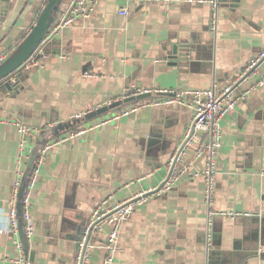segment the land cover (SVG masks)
<instances>
[{"label": "crops", "instance_id": "obj_1", "mask_svg": "<svg viewBox=\"0 0 264 264\" xmlns=\"http://www.w3.org/2000/svg\"><path fill=\"white\" fill-rule=\"evenodd\" d=\"M69 2L62 0L60 10ZM46 3L0 0V10L7 12L0 25L4 62ZM123 7L126 15L119 13ZM209 9L207 0H98L88 20L77 19L60 30L34 55V64L31 59L14 74L12 89L0 92V229L7 225L16 173L23 169L25 182L35 162L20 161L14 123L36 130L30 135L34 148L39 133L52 132L46 142L138 106L45 154L30 195L34 234L27 264H69L99 201H122L164 181L167 161L192 113L164 103L168 96L160 93L117 101L127 86L219 90L264 50V0H219L214 31L208 25ZM182 46L188 48L184 56L176 53ZM262 75L264 62L254 78ZM243 90L237 86L236 95ZM83 112L82 118H73ZM220 126L213 208L249 215L209 219L203 182L182 178L121 225L122 251L113 264H264V89L239 100ZM13 239L0 235V264H14ZM100 257L95 252L91 264H100Z\"/></svg>", "mask_w": 264, "mask_h": 264}, {"label": "built area", "instance_id": "obj_2", "mask_svg": "<svg viewBox=\"0 0 264 264\" xmlns=\"http://www.w3.org/2000/svg\"><path fill=\"white\" fill-rule=\"evenodd\" d=\"M156 2L166 3L173 0H127L132 2ZM177 1V0H175ZM203 2L204 0H197ZM98 0H70L63 7L51 27H48L44 36L40 39L33 56L42 52L44 46L51 41L60 30L72 25L77 19L88 20L95 11ZM209 4L208 25L214 31L217 22V9L219 0H207ZM128 9L123 7L119 10L121 15H126ZM30 59V60H31ZM4 62V56L0 55V65ZM264 62V50L253 56L245 65L241 74L226 81L219 90L213 88H186L169 90H149L136 84H130L124 90V94L117 98L122 102L129 96L138 97L143 94L160 93L166 94V104H176L185 107L192 113L191 124L186 128L183 137L176 145L174 152L166 164L165 178L158 188H150L137 192L122 201H112L106 198L97 203L91 210L87 222L84 224L80 237L75 243L74 255L69 264H91L92 257L96 253L101 254L100 264H113L116 256L122 251L119 244V233L121 225L126 222L133 212L143 205L148 199L168 192L176 187L182 178L201 179L204 185L203 201L209 212V219L213 216L233 218L236 216L249 215L235 211H219L213 208L216 175L218 169V155L222 146V128L220 121L228 115L237 105L238 101L264 89V75L255 79L257 68ZM32 59L30 64H34ZM87 75V74H85ZM243 86L242 95L238 97L235 93L237 86ZM110 103V102H109ZM108 103V104H109ZM157 104V103H156ZM137 105L122 108L107 115L101 116L92 124H86L67 132L65 136H55L40 144L33 168L27 180L23 169L16 173L12 183V197L9 209L6 212V227L0 229V235H9L14 239L13 244L17 252L14 264H27L24 247L20 239L19 218L23 223V232L27 240L34 234V225L30 217V195L38 173V165L49 149L66 139H72L83 133L86 129H93L103 123L119 120L137 110ZM86 113L73 116L80 119ZM18 134L19 159L28 160L33 151L30 135L35 129L14 123ZM200 163V167H197ZM23 184L24 191L20 193ZM21 194V198H20ZM21 205L20 216L17 215V203Z\"/></svg>", "mask_w": 264, "mask_h": 264}, {"label": "water", "instance_id": "obj_3", "mask_svg": "<svg viewBox=\"0 0 264 264\" xmlns=\"http://www.w3.org/2000/svg\"><path fill=\"white\" fill-rule=\"evenodd\" d=\"M62 0H48L47 3L41 9L39 16L33 25L30 32L23 38L20 46L17 50L9 56V58L0 65V92L5 94L12 89V83L16 82L17 76L14 74L22 67V65L33 55L40 39L44 36L50 23L53 21L52 14L57 11L59 4ZM4 7V6H3ZM7 12H2L0 10V25L3 23L4 17H6ZM180 56H184L188 53V48L182 46L179 51L176 52ZM150 96L149 94H143L138 96V99H144ZM52 135L51 131H46L44 133H39V141L35 144L31 156L29 158L30 163L36 160L37 154L40 150V143ZM22 194V193H21ZM20 194V198H21ZM17 215L20 216L21 205L17 203ZM19 232L20 239L24 247L25 255H28L29 243L24 236L23 223L21 218H19Z\"/></svg>", "mask_w": 264, "mask_h": 264}, {"label": "trees", "instance_id": "obj_4", "mask_svg": "<svg viewBox=\"0 0 264 264\" xmlns=\"http://www.w3.org/2000/svg\"><path fill=\"white\" fill-rule=\"evenodd\" d=\"M46 2L48 1V0H45ZM60 5H61V3L59 4V6H58V9H57V11L56 12H54L53 14H52V18H53V21L57 18V16H58V13H59V11H60ZM38 16H39V14H38ZM38 16H37V18H38ZM36 18V19H37ZM53 21L50 23V25H49V27H51V25L53 24ZM38 47V46H37ZM37 47H36V49H37ZM33 56V55H32ZM31 56V57H32ZM31 57L22 65V67L31 59Z\"/></svg>", "mask_w": 264, "mask_h": 264}, {"label": "rangeland", "instance_id": "obj_5", "mask_svg": "<svg viewBox=\"0 0 264 264\" xmlns=\"http://www.w3.org/2000/svg\"><path fill=\"white\" fill-rule=\"evenodd\" d=\"M9 58V57H8ZM6 61V60H5Z\"/></svg>", "mask_w": 264, "mask_h": 264}]
</instances>
